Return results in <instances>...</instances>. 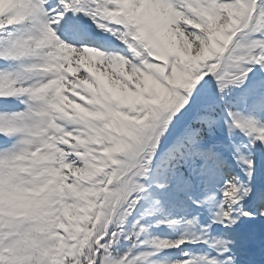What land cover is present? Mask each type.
Instances as JSON below:
<instances>
[{"label": "snow or ice", "instance_id": "snow-or-ice-1", "mask_svg": "<svg viewBox=\"0 0 264 264\" xmlns=\"http://www.w3.org/2000/svg\"><path fill=\"white\" fill-rule=\"evenodd\" d=\"M0 264H264V0H0Z\"/></svg>", "mask_w": 264, "mask_h": 264}]
</instances>
